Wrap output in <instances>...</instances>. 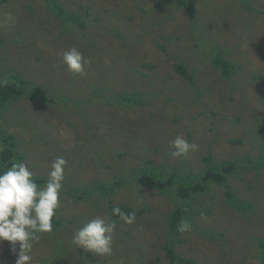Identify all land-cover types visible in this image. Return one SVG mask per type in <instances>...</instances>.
Listing matches in <instances>:
<instances>
[{"label": "rangeland", "instance_id": "1", "mask_svg": "<svg viewBox=\"0 0 264 264\" xmlns=\"http://www.w3.org/2000/svg\"><path fill=\"white\" fill-rule=\"evenodd\" d=\"M57 1L86 26L72 23L74 28L67 29L43 0H10L0 7V79L14 71L51 97L74 101H84L100 84L110 89L104 90L107 96H147L131 108L86 106L83 115L64 110L55 98L52 105L20 100L5 111L2 125L15 136L34 176L48 177L53 160L63 156V184L82 189L123 178L108 199L142 213L131 224H115L113 253L101 257L77 248L72 238L97 215L112 220L108 200H74L62 192L54 216L62 225L38 234L31 264H83L81 259L87 264H168L167 243L196 264H264V146L259 133L264 124V0H194L191 17L174 0H162L159 8L156 0ZM145 5L146 13L140 9ZM73 46L89 61L83 75L73 76L62 61L63 52ZM214 47L223 49L234 67L229 78H222L212 64ZM179 61L195 77L196 98L173 68ZM177 134L199 145L185 157V171L204 170L206 157L213 164L240 161L227 184L250 209L230 206L222 187L212 185L204 196L211 212L195 217L189 231L169 237L174 204L130 182L145 160L181 165L170 146ZM237 139L240 143L230 141ZM255 160L261 164L254 167ZM208 230L215 239L205 235ZM16 259L10 243L0 242V264H15Z\"/></svg>", "mask_w": 264, "mask_h": 264}, {"label": "trees", "instance_id": "2", "mask_svg": "<svg viewBox=\"0 0 264 264\" xmlns=\"http://www.w3.org/2000/svg\"><path fill=\"white\" fill-rule=\"evenodd\" d=\"M10 0H0V7L7 4ZM47 4V8L56 17L60 18L64 27L74 28L72 23L76 25L75 28H84L85 22L74 13H67L63 4L57 0H43ZM157 8L161 7L162 0H156ZM177 8L189 10L190 17L193 15L195 9L194 0H174ZM247 2L248 0H240ZM148 8V7H147ZM146 5L140 8L142 12L146 13L148 9ZM140 10V11H141ZM1 41V40H0ZM208 47V46H207ZM214 55L212 57L213 66L219 70L222 78H229L234 72V67L224 57L225 51L219 47L213 48ZM175 72L185 81H188V86L193 91V96L199 94L195 77L189 67L184 61H179L173 66ZM99 87V89H98ZM93 91L88 94L84 101L72 100L68 97L57 95L51 97L49 93L36 83L25 79L20 74H14V71L9 72L2 79H0V171L10 167L13 163L21 162L24 157L20 154L17 147V140L15 136L5 129L2 125L5 111L20 100L38 101L41 104L52 105L59 103L64 110L73 109L77 113L84 114L86 106L90 105H104L131 108L133 106L141 105L140 102L146 94L140 92L133 93H118V95L109 96L104 95V90L109 88H102V84L91 88ZM90 89V90H91ZM89 95L91 97H89ZM59 97V98H58ZM55 98V101H54ZM78 99V98H77ZM260 139L264 146V124L259 131ZM232 143H240V140H230ZM190 142V140L188 141ZM185 157L181 158V165L173 166L170 163L158 162L153 160H145L144 164L137 169L136 174L131 175V182H137L145 187L151 188L156 193L167 197L173 204L174 209L168 214L167 229L169 237L178 235L177 227L181 221H187L194 227L195 217L202 218V215H208L211 212V207L205 206L206 202L204 196L208 195L212 185L222 187L226 203L238 210H246L251 208V204L243 202L235 197L233 191L228 186L227 181L230 176H233L238 169L240 161H224L212 163L210 157L204 158L207 164L204 170L201 171H185L184 166ZM261 164L258 160L252 161L254 167ZM36 183L43 187L47 181L45 176H34ZM123 178L116 179L104 184H91L88 188L79 189L75 186H66L63 184L62 192H65L74 200L89 199L96 201L100 198L108 200V215L117 224L121 219L119 216L112 215V209L119 207L121 211L126 214L134 213L135 217L142 213V210H135L126 205H117L110 201L116 189L120 188L124 182ZM101 200V199H100ZM98 200V202L100 201ZM97 202V203H98ZM198 206V208H196ZM53 230L56 231L61 225V220L53 218ZM60 230V229H59ZM205 235L215 239L216 236L211 231H206ZM264 253V240L260 242ZM167 256L169 258L168 264H196L193 258L182 257L175 253L171 243L165 245ZM83 264H87L86 259H81Z\"/></svg>", "mask_w": 264, "mask_h": 264}, {"label": "clouds", "instance_id": "3", "mask_svg": "<svg viewBox=\"0 0 264 264\" xmlns=\"http://www.w3.org/2000/svg\"><path fill=\"white\" fill-rule=\"evenodd\" d=\"M62 61L73 76L83 75L85 65L89 63L75 46L63 52ZM170 146L173 148L172 156L176 158L199 150L198 144L189 143L182 134L175 135ZM66 166L67 160L57 156L51 163L43 187L36 183L34 173L26 162L13 163L0 171V242L10 243L11 251L17 256L15 264H31L33 242L39 241L38 234L53 231L52 220L60 207ZM112 215L129 224L135 219L134 213L126 214L119 207L112 209ZM115 227V221L97 215L74 232L72 242L87 252L101 257L110 256ZM190 229L191 224L187 221H181L177 227L180 233Z\"/></svg>", "mask_w": 264, "mask_h": 264}]
</instances>
